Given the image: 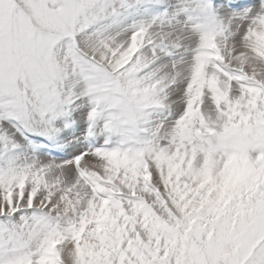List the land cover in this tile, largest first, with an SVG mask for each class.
<instances>
[{"label": "snow or ice", "instance_id": "snow-or-ice-1", "mask_svg": "<svg viewBox=\"0 0 264 264\" xmlns=\"http://www.w3.org/2000/svg\"><path fill=\"white\" fill-rule=\"evenodd\" d=\"M0 264H264V0H0Z\"/></svg>", "mask_w": 264, "mask_h": 264}]
</instances>
